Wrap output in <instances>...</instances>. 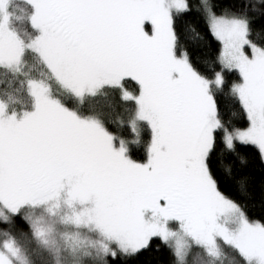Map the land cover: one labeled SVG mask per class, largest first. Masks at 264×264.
<instances>
[{"label": "snow or ice", "instance_id": "6c2138e0", "mask_svg": "<svg viewBox=\"0 0 264 264\" xmlns=\"http://www.w3.org/2000/svg\"><path fill=\"white\" fill-rule=\"evenodd\" d=\"M258 8L0 0V264H108L154 238L175 264H264V223L221 188L249 149L264 162ZM192 11L220 45L211 76L175 26ZM113 93L122 112L105 114L96 101Z\"/></svg>", "mask_w": 264, "mask_h": 264}, {"label": "trees", "instance_id": "16d2710c", "mask_svg": "<svg viewBox=\"0 0 264 264\" xmlns=\"http://www.w3.org/2000/svg\"><path fill=\"white\" fill-rule=\"evenodd\" d=\"M190 2L195 5L196 0H190ZM245 2L254 4L257 0H220V7H229L239 11ZM217 11H219V8ZM248 14L251 17L253 38L257 40L264 38V12L258 8L255 12L249 10ZM175 26L182 44L190 55L192 63L202 72L211 76L215 70L214 62L220 45L208 33L202 15L196 11L187 13L176 20ZM19 27H27V24H21ZM189 29H195V31ZM197 32L200 33L202 38H197ZM228 79L238 82L239 75L238 73H230ZM129 86L134 88V82H129ZM109 104L113 106L112 109L108 107ZM223 104L227 106L223 112L225 119L231 118V112L237 110L239 107L234 100L227 96L223 98ZM96 106L105 114L111 112L112 115L121 113L123 109V104L115 93L110 95L108 99H104L103 97L98 98ZM233 119L240 126L246 124V120L239 115ZM108 127L114 129L115 125L109 123ZM132 155L134 159L141 162L146 158L143 147L134 148ZM246 155L247 163L243 165L237 163L234 176L222 182L221 188L226 195L245 207L250 220L264 223V162L261 161L254 150L249 149ZM241 179L247 181L246 190L240 186ZM18 228L23 229V225H18ZM108 264H175V260L173 251L161 243L159 239L154 238L145 250L139 252L134 257L127 260L117 259L115 261L109 257Z\"/></svg>", "mask_w": 264, "mask_h": 264}, {"label": "rangeland", "instance_id": "374dc122", "mask_svg": "<svg viewBox=\"0 0 264 264\" xmlns=\"http://www.w3.org/2000/svg\"><path fill=\"white\" fill-rule=\"evenodd\" d=\"M239 75V74H238ZM189 261H190V258H189Z\"/></svg>", "mask_w": 264, "mask_h": 264}]
</instances>
